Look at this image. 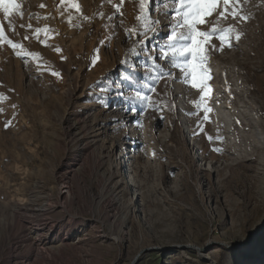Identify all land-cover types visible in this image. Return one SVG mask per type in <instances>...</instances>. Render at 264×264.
I'll use <instances>...</instances> for the list:
<instances>
[{"label":"rangeland","instance_id":"1","mask_svg":"<svg viewBox=\"0 0 264 264\" xmlns=\"http://www.w3.org/2000/svg\"><path fill=\"white\" fill-rule=\"evenodd\" d=\"M76 2L0 9V264H264V0L200 26L242 33L208 42L204 100L149 59L172 4L129 38L138 0Z\"/></svg>","mask_w":264,"mask_h":264},{"label":"snow or ice","instance_id":"2","mask_svg":"<svg viewBox=\"0 0 264 264\" xmlns=\"http://www.w3.org/2000/svg\"><path fill=\"white\" fill-rule=\"evenodd\" d=\"M65 0H62V3ZM71 7L75 8L78 12L80 11V6L76 0H66ZM112 2V0H109ZM140 5L139 15L137 20L140 22V31L136 32V29L126 30L128 37L131 38L133 34L139 36H146L147 32L152 31L156 36H159V32H156V26L158 21L152 19V15L155 8H152L151 5H156L159 7L163 5L167 7L168 4H172V9L167 13L171 17V21L168 28L169 31L165 35L163 41L159 44L157 51L158 57H149L152 60L153 64L157 58L164 59L169 62L170 66L179 68L183 75V82L191 84L192 87L201 88L204 95L201 97V100H204L205 96H208L211 89L210 86L206 83L207 79H210V74L208 69L205 67L208 59L209 52L207 44L212 37H219L221 41V48L223 50V45L227 44L228 47L232 46V34L235 32V39L238 42L242 33H239L234 27L230 26L227 29H216L213 28L212 31L206 32L200 30V26L205 24L206 18L211 17L214 13H217L219 9V18L227 19L231 16L233 19L239 17L240 19L246 20L247 17L241 16V0H138ZM123 0H120L118 4H115L116 15H122L120 9L122 7ZM20 5L17 3V0H0V9L8 17H11L13 10L19 8ZM88 19V17H84ZM112 19V17H109ZM23 27V25L21 26ZM31 27V25H29ZM45 33L49 30L45 29ZM39 32L37 30V39H39ZM4 27L3 23L0 22V37H4ZM27 38V37H25ZM7 43L12 46L15 50L17 48H22V45L13 43L10 39L7 40ZM137 44L141 45V50L143 49V44L140 40L137 41ZM212 48H215V45H212ZM60 51V49H57ZM133 56H139L140 52L134 46L130 50ZM16 55L20 56L22 53L20 51L16 52ZM23 55H31L30 53H23ZM99 59V49L96 50L94 54L93 63ZM130 61H122V64L127 66ZM159 65H156V68H159ZM134 71V64L132 65ZM53 75L59 77V73L53 72ZM171 76V73H168ZM155 80L158 82L162 78L159 72H153ZM127 79L130 81L135 80V77L129 76ZM135 95L128 97L130 101H139L146 106H152L149 104L150 96L142 93L137 89H133ZM150 92H154L153 87H149ZM123 95V93H121ZM199 107V105H197ZM208 110V109H206ZM136 109L133 108L132 112L135 114ZM207 119V117H205ZM8 125L6 124V127ZM211 140V137H209ZM219 151L220 149H216Z\"/></svg>","mask_w":264,"mask_h":264},{"label":"bare ground","instance_id":"3","mask_svg":"<svg viewBox=\"0 0 264 264\" xmlns=\"http://www.w3.org/2000/svg\"><path fill=\"white\" fill-rule=\"evenodd\" d=\"M40 239V238H39ZM37 240V239H36ZM40 241V240H39Z\"/></svg>","mask_w":264,"mask_h":264}]
</instances>
